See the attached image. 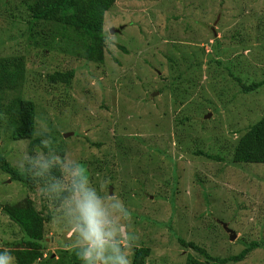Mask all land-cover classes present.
I'll use <instances>...</instances> for the list:
<instances>
[{
  "label": "rangeland",
  "instance_id": "1",
  "mask_svg": "<svg viewBox=\"0 0 264 264\" xmlns=\"http://www.w3.org/2000/svg\"><path fill=\"white\" fill-rule=\"evenodd\" d=\"M117 2L105 16L103 63L56 49L25 53L21 44L2 46L0 37V58L26 56L22 93L37 104L38 135L54 132L49 151L31 148L30 140H12V128L1 121L11 115L6 110L11 97H5L0 154L22 174L19 162L37 152L68 155L80 164L101 197L118 196L130 212L122 231L138 237L129 250L131 264L142 247L152 250L147 264H185L195 252L182 248L176 235L221 258L240 254L246 236L249 243L264 246V165L231 164L234 145L264 117V87L245 93L231 75L234 71L248 85L264 80V0ZM23 29L11 27L6 36ZM170 59L183 63L173 67ZM193 61L202 70L193 73L196 85L184 76L181 91L189 89L184 96L172 82ZM69 70L76 72L69 86L47 80L49 74ZM136 136L145 139L143 144ZM198 150L224 161L196 155ZM60 175L52 169V176ZM12 181V175L0 171V249L7 252V244L23 234L3 213L4 203L29 196L45 214L59 207L37 186ZM224 224L235 231L236 240H230ZM44 236L45 258L72 249L74 236L63 224L52 220ZM229 264H264V247Z\"/></svg>",
  "mask_w": 264,
  "mask_h": 264
},
{
  "label": "trees",
  "instance_id": "2",
  "mask_svg": "<svg viewBox=\"0 0 264 264\" xmlns=\"http://www.w3.org/2000/svg\"><path fill=\"white\" fill-rule=\"evenodd\" d=\"M117 5L116 0H22L21 2L17 0H0V18H4L3 23L0 24V37L5 39L1 41V45L6 47L8 43L12 42L17 45L21 44L26 50L25 53L33 52L35 54L40 51L45 53L56 49L69 55L81 57L87 63H103L106 50L105 16ZM7 21H9L12 29H17L19 25H24V29L21 32L19 31L16 36L7 37L6 33L11 29ZM120 48L124 53H128L127 48L124 46H120ZM25 57L14 55L0 58V102L5 97L7 99L11 97V101L6 108L11 115L7 114L6 117L1 118V121L12 128L10 131L12 140H30L31 148L40 146L49 151L53 146L54 132L51 133L52 135L48 132L38 135L37 104L33 100L23 98L22 92H25L24 86L27 82ZM186 59L190 61L189 58ZM170 61L173 67L178 64L176 60L170 59ZM182 63L178 64V68ZM217 63L220 64V62ZM201 68V63L197 61L188 63L186 69L174 78L172 85L174 84L175 87L173 89L176 91L183 89L184 76L189 85H196L193 73L201 71ZM75 74V70L57 71L47 75V80L52 84L69 86ZM231 75L236 77L237 84L241 86L245 93L254 92L264 87V80L248 85L244 84L242 78L235 76L234 71H231ZM190 76L192 80H188ZM188 91L189 89H184V92H181L186 96V93H189ZM118 120H113V122L117 123ZM134 138L139 140L141 137L136 136ZM44 139L51 140L50 147H44L41 144ZM144 141L145 139L141 138L140 142L142 144ZM129 146L133 149L138 148L134 144H129ZM195 153L209 160L224 161V158L219 154L213 155L211 152L203 150H198ZM231 164L264 165V117L245 131L234 145ZM0 171L12 175V182H22L26 187L36 189V182L33 179H28L30 175L27 172L20 173L11 166L2 154H0ZM3 185L12 186L10 184ZM2 211L8 216L13 226H17L23 234L20 240L7 244L10 249L8 253L15 259L16 264H82V261L76 255L72 242L69 244L72 249L61 248L58 250V258L53 256L45 258L47 239H45L44 233L47 224H50L53 220V213L45 214V210L39 209L31 197L27 196L24 201L15 204L4 203ZM171 223L173 222L166 225ZM154 224L159 226L156 222ZM176 236L182 248L195 252V255H187L185 264L238 263L246 259L255 249L264 247L257 241L249 243L248 236H246L241 241L246 248L240 254L221 258L212 256L206 248L199 245V242H188L186 238L180 235ZM2 252L4 251L0 249V253ZM151 253L150 247L139 248L134 254L132 264H147L146 259L150 258Z\"/></svg>",
  "mask_w": 264,
  "mask_h": 264
},
{
  "label": "clouds",
  "instance_id": "3",
  "mask_svg": "<svg viewBox=\"0 0 264 264\" xmlns=\"http://www.w3.org/2000/svg\"><path fill=\"white\" fill-rule=\"evenodd\" d=\"M41 144L50 147L51 140ZM18 166L33 178L42 197L59 202L54 223L72 232L73 248L82 264H131L129 250L138 237L122 231V221H129L131 215L118 196L101 197L82 166L68 155L37 152L24 156ZM53 168L60 171L59 177L52 176ZM0 264H14V258L5 250L0 253Z\"/></svg>",
  "mask_w": 264,
  "mask_h": 264
},
{
  "label": "water",
  "instance_id": "4",
  "mask_svg": "<svg viewBox=\"0 0 264 264\" xmlns=\"http://www.w3.org/2000/svg\"><path fill=\"white\" fill-rule=\"evenodd\" d=\"M157 94H158V93H157ZM224 228H225V230L229 233V235H230V240H231V241H234V240L237 239V234L235 233L234 230L230 229V228L227 226V224H224Z\"/></svg>",
  "mask_w": 264,
  "mask_h": 264
},
{
  "label": "crops",
  "instance_id": "5",
  "mask_svg": "<svg viewBox=\"0 0 264 264\" xmlns=\"http://www.w3.org/2000/svg\"><path fill=\"white\" fill-rule=\"evenodd\" d=\"M117 1V0H116ZM117 4H118V2H117Z\"/></svg>",
  "mask_w": 264,
  "mask_h": 264
}]
</instances>
